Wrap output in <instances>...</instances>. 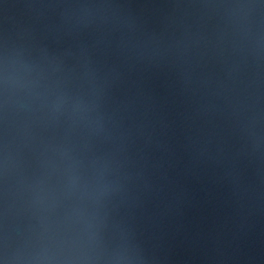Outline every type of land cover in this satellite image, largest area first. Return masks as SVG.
I'll use <instances>...</instances> for the list:
<instances>
[{"label": "water", "instance_id": "water-1", "mask_svg": "<svg viewBox=\"0 0 264 264\" xmlns=\"http://www.w3.org/2000/svg\"><path fill=\"white\" fill-rule=\"evenodd\" d=\"M0 264H264V0H0Z\"/></svg>", "mask_w": 264, "mask_h": 264}]
</instances>
